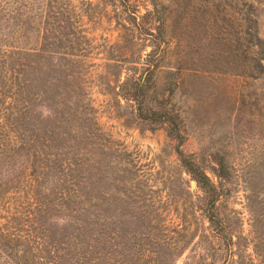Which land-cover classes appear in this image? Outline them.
Instances as JSON below:
<instances>
[{
  "label": "trees",
  "instance_id": "1",
  "mask_svg": "<svg viewBox=\"0 0 264 264\" xmlns=\"http://www.w3.org/2000/svg\"><path fill=\"white\" fill-rule=\"evenodd\" d=\"M239 1L237 10L232 0L223 1L219 16L225 34L220 40L228 60L258 78L264 70V41L252 5ZM218 4L198 0L197 8L211 14ZM72 13L71 0H0V202L23 189L43 236L35 239L32 253H0V264H112L114 251L120 264H143V252L150 262L171 264L193 235L179 223L172 227L174 235L144 237L143 229L148 233L158 227L150 211L143 217L140 181L120 150L101 138L84 92L88 46L71 43L81 32ZM217 24L212 20L211 26ZM139 60L133 62L142 67ZM131 66L127 70L137 68ZM116 87L120 97L133 103L139 122L165 127L180 166L202 193L196 211L213 237L231 246L219 208L226 193L222 171L214 164L204 168L182 152L179 120L168 109L148 104L143 68ZM0 245L9 247L5 235ZM228 253L223 264L232 261Z\"/></svg>",
  "mask_w": 264,
  "mask_h": 264
},
{
  "label": "rangeland",
  "instance_id": "2",
  "mask_svg": "<svg viewBox=\"0 0 264 264\" xmlns=\"http://www.w3.org/2000/svg\"><path fill=\"white\" fill-rule=\"evenodd\" d=\"M223 1L214 0L219 4L210 14L197 8L198 0H71V16L81 29L71 43L88 46L84 92L101 138L120 150L140 181L143 217L150 211L158 227L143 229L144 237L174 235L172 227L179 223L193 235L171 264H223L229 250L230 264H264V70L257 78L228 60L220 40ZM232 1L237 10L241 1ZM247 2L264 41V0ZM212 20L220 27L211 26ZM140 58L142 67L133 62ZM145 62L153 66L147 69ZM131 65L137 68L127 70ZM142 68L148 104L168 109L179 120L182 152L223 173L226 193L219 208L232 237L228 248L196 211L202 193L180 166L165 127L139 122L133 103L116 92L119 81ZM35 217L21 188L0 202V237L9 239L0 253L34 252L41 235ZM162 223L169 230H162ZM116 253L112 264H120ZM151 262L143 252V264Z\"/></svg>",
  "mask_w": 264,
  "mask_h": 264
}]
</instances>
